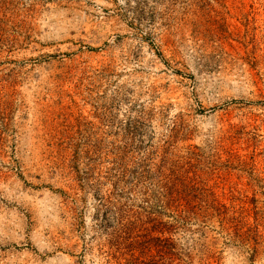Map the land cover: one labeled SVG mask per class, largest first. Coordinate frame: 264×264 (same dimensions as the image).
Returning a JSON list of instances; mask_svg holds the SVG:
<instances>
[{"label":"rangeland","instance_id":"obj_1","mask_svg":"<svg viewBox=\"0 0 264 264\" xmlns=\"http://www.w3.org/2000/svg\"><path fill=\"white\" fill-rule=\"evenodd\" d=\"M123 224L264 264V0H0V264H136Z\"/></svg>","mask_w":264,"mask_h":264},{"label":"trees","instance_id":"obj_2","mask_svg":"<svg viewBox=\"0 0 264 264\" xmlns=\"http://www.w3.org/2000/svg\"><path fill=\"white\" fill-rule=\"evenodd\" d=\"M175 187L176 185H173L172 188L168 186L166 187V190L168 191V193L167 191L166 193L169 204H174L180 200L179 193L174 190ZM184 213L186 214L187 211H185ZM118 227L119 234H116V236L114 237L115 245L120 251L124 252V255H128L133 260V262H136V264H138L139 258H136L135 251L137 252L138 249L141 250L142 254H145L146 250L151 251L152 248H156L160 253H165L171 263L175 260V257L177 256L175 252V245L170 238L163 239L161 237H155L152 239V242H150L147 246H140L136 241H133V239L131 238L133 235V231L135 230L132 224H123L119 225ZM140 264L143 263L141 262Z\"/></svg>","mask_w":264,"mask_h":264}]
</instances>
